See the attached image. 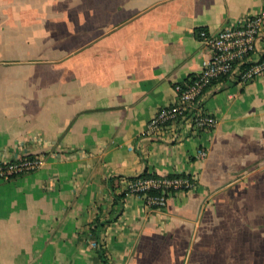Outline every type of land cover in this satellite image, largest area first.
Returning a JSON list of instances; mask_svg holds the SVG:
<instances>
[{
  "label": "crops",
  "instance_id": "obj_1",
  "mask_svg": "<svg viewBox=\"0 0 264 264\" xmlns=\"http://www.w3.org/2000/svg\"><path fill=\"white\" fill-rule=\"evenodd\" d=\"M264 0H0V264H264V75L214 83L210 132L150 138L147 123L206 58L198 30ZM258 54H264V32ZM206 151L203 160L197 159ZM190 175L148 210L121 179ZM99 233L102 255L88 230Z\"/></svg>",
  "mask_w": 264,
  "mask_h": 264
},
{
  "label": "built area",
  "instance_id": "obj_2",
  "mask_svg": "<svg viewBox=\"0 0 264 264\" xmlns=\"http://www.w3.org/2000/svg\"><path fill=\"white\" fill-rule=\"evenodd\" d=\"M263 32L264 8L261 13L245 16L215 33L198 30L196 38L206 52L200 71L174 86L175 100L147 123L144 135L150 138L165 134L176 136L183 127H188L195 135L213 130L217 120L205 108L211 88L220 80L245 86L264 75V54H258L257 50ZM205 157L206 151L200 150L197 159ZM42 164V159L35 156L0 160V180L36 172ZM121 184L125 196L138 197L148 210L162 211L172 196L192 192L197 182L190 175H149L123 178ZM91 245L97 248L96 242Z\"/></svg>",
  "mask_w": 264,
  "mask_h": 264
},
{
  "label": "trees",
  "instance_id": "obj_3",
  "mask_svg": "<svg viewBox=\"0 0 264 264\" xmlns=\"http://www.w3.org/2000/svg\"><path fill=\"white\" fill-rule=\"evenodd\" d=\"M143 177H146V175ZM104 225H105L104 223L100 224V222L98 221L88 230L89 234L92 236V238H94V243L96 242L97 244L96 250L98 251V254L100 256L102 255V252H101V245L99 243V233H100L101 228L104 227Z\"/></svg>",
  "mask_w": 264,
  "mask_h": 264
}]
</instances>
